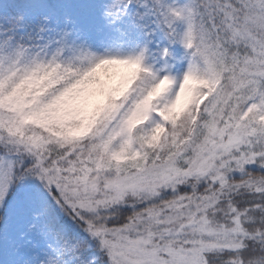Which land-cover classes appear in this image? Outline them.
Instances as JSON below:
<instances>
[{
  "label": "snow or ice",
  "instance_id": "1",
  "mask_svg": "<svg viewBox=\"0 0 264 264\" xmlns=\"http://www.w3.org/2000/svg\"><path fill=\"white\" fill-rule=\"evenodd\" d=\"M0 264H264V0H0Z\"/></svg>",
  "mask_w": 264,
  "mask_h": 264
}]
</instances>
